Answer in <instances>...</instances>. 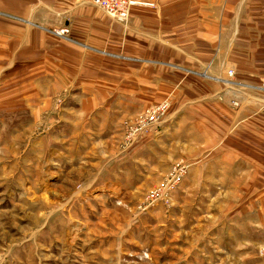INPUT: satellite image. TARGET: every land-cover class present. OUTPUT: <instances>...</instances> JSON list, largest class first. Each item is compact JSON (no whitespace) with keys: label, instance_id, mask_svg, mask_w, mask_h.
<instances>
[{"label":"rangeland","instance_id":"obj_1","mask_svg":"<svg viewBox=\"0 0 264 264\" xmlns=\"http://www.w3.org/2000/svg\"><path fill=\"white\" fill-rule=\"evenodd\" d=\"M46 1L50 12L102 9L88 0ZM139 1L155 5L132 6L126 20L102 10L128 23L133 10L158 7ZM238 3L252 10L258 38L264 0ZM45 32L85 47L62 22ZM28 58L18 55L12 71H0V264H262L264 173L243 156H198L199 112L172 106L170 97L138 111H108L106 100L93 111L90 95L44 93L51 79L17 70ZM167 66L212 79L208 68ZM227 70L215 79L224 84ZM262 92L246 95L261 103ZM162 103L169 109L155 113ZM180 168L186 173L176 182Z\"/></svg>","mask_w":264,"mask_h":264},{"label":"crops","instance_id":"obj_2","mask_svg":"<svg viewBox=\"0 0 264 264\" xmlns=\"http://www.w3.org/2000/svg\"><path fill=\"white\" fill-rule=\"evenodd\" d=\"M154 1L157 8H137L122 23L93 6L71 12L58 6L50 12L33 0H0V71H12L14 57L29 56L17 70L51 79L44 93L70 89L74 95L94 97L93 111L106 100L108 111H138L170 97L172 106L180 103V109L199 112L198 156H243L253 161V172L260 168L264 173V95L258 103L239 94L241 105L234 109L231 91L215 79L230 65L239 82H259L264 76V24L257 26L262 33L254 39L252 10L239 0ZM61 22L85 47L48 38L45 27ZM168 64L202 72L208 68L212 79L163 67Z\"/></svg>","mask_w":264,"mask_h":264},{"label":"built area","instance_id":"obj_3","mask_svg":"<svg viewBox=\"0 0 264 264\" xmlns=\"http://www.w3.org/2000/svg\"><path fill=\"white\" fill-rule=\"evenodd\" d=\"M92 1L95 4L99 5L105 12L108 14L119 18L120 20H126L130 16V9L132 6H135L137 4H145L148 6H154L155 4L152 2H141L139 0H88ZM69 32L68 28H61L56 31V33L60 36H66ZM228 77L223 79L225 82V86L228 90L232 92V99L231 103L234 107L238 108L241 105L239 97V91L247 93V90H254V91H263L264 92V77L260 79L259 83L257 85L253 84H244L239 83L236 81L235 77L237 75V70L234 66H229L227 70ZM218 80H222L219 78H216ZM237 91V92H236ZM169 109V105L167 103H162L159 106H156V110L154 109L155 113L163 114ZM155 118V117H154ZM186 173L185 168H180L175 172V181L180 180ZM177 182V181H176ZM261 256H262V264H264V246L261 249Z\"/></svg>","mask_w":264,"mask_h":264}]
</instances>
